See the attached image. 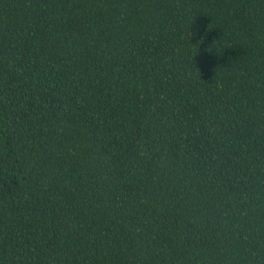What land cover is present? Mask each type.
Instances as JSON below:
<instances>
[{
  "label": "trees",
  "instance_id": "obj_1",
  "mask_svg": "<svg viewBox=\"0 0 264 264\" xmlns=\"http://www.w3.org/2000/svg\"><path fill=\"white\" fill-rule=\"evenodd\" d=\"M0 264H264V0H0Z\"/></svg>",
  "mask_w": 264,
  "mask_h": 264
},
{
  "label": "clouds",
  "instance_id": "obj_2",
  "mask_svg": "<svg viewBox=\"0 0 264 264\" xmlns=\"http://www.w3.org/2000/svg\"><path fill=\"white\" fill-rule=\"evenodd\" d=\"M220 39V38H219ZM219 39H217V40H219ZM213 42V41H212Z\"/></svg>",
  "mask_w": 264,
  "mask_h": 264
}]
</instances>
